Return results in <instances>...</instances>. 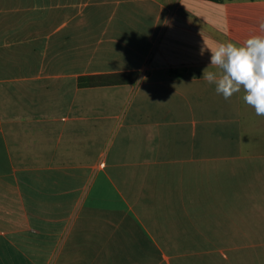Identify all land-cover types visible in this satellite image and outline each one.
<instances>
[{
  "label": "crops",
  "instance_id": "obj_1",
  "mask_svg": "<svg viewBox=\"0 0 264 264\" xmlns=\"http://www.w3.org/2000/svg\"><path fill=\"white\" fill-rule=\"evenodd\" d=\"M261 23L264 0H0V264H264V116L200 54Z\"/></svg>",
  "mask_w": 264,
  "mask_h": 264
},
{
  "label": "clouds",
  "instance_id": "obj_2",
  "mask_svg": "<svg viewBox=\"0 0 264 264\" xmlns=\"http://www.w3.org/2000/svg\"><path fill=\"white\" fill-rule=\"evenodd\" d=\"M259 27L264 31V23ZM205 52L210 56L202 80L213 84L226 101L243 90L245 103L257 116H264V35L252 36L243 45L228 42L214 49L204 41L200 54Z\"/></svg>",
  "mask_w": 264,
  "mask_h": 264
},
{
  "label": "trees",
  "instance_id": "obj_3",
  "mask_svg": "<svg viewBox=\"0 0 264 264\" xmlns=\"http://www.w3.org/2000/svg\"><path fill=\"white\" fill-rule=\"evenodd\" d=\"M216 2H222L223 0H212ZM128 77V78H125ZM138 72L131 73H117V74H101V75H84L79 78V83L82 87L98 86L106 84H116L125 82L126 79L129 82H133L137 79Z\"/></svg>",
  "mask_w": 264,
  "mask_h": 264
},
{
  "label": "rangeland",
  "instance_id": "obj_4",
  "mask_svg": "<svg viewBox=\"0 0 264 264\" xmlns=\"http://www.w3.org/2000/svg\"><path fill=\"white\" fill-rule=\"evenodd\" d=\"M93 55L89 54V53H83L81 55V65L83 66V68H93ZM92 57V60H91Z\"/></svg>",
  "mask_w": 264,
  "mask_h": 264
}]
</instances>
